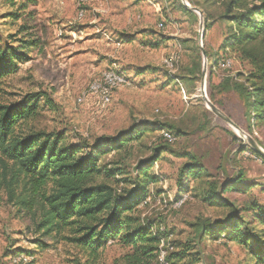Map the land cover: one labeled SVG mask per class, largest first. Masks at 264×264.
<instances>
[{
	"label": "rangeland",
	"instance_id": "rangeland-1",
	"mask_svg": "<svg viewBox=\"0 0 264 264\" xmlns=\"http://www.w3.org/2000/svg\"><path fill=\"white\" fill-rule=\"evenodd\" d=\"M25 4L0 0V45L18 48L20 40L36 43L26 50L30 60L4 79L0 98L16 102L27 94H43L32 126L64 133L65 144L83 148L84 153L90 152L86 144L100 137L115 138L134 123H161L182 130L178 136L170 135L171 141L156 131L144 138L148 148L157 143L167 148L150 171L156 181L137 210L160 232L171 233V239L161 243L164 248L174 244L183 250L189 243L198 244L197 224L230 213L198 197L204 178L180 179L183 166L191 161L208 171L210 181L227 183L243 174L242 186L249 187L246 193L232 191L225 197L238 208L252 203L264 208V162L250 151V139L264 151V130L248 129L244 102L233 88L237 79L243 83L252 68L235 52L222 48L225 24L215 23L208 30L204 25L201 40L200 17L185 14L181 0H90L80 10L79 0ZM81 10L84 15L79 18ZM201 47L208 56L205 96ZM198 62L201 72L195 69L196 74L189 75ZM227 62L230 67H222ZM109 69L118 70L127 84L114 90L110 102L103 104L88 91ZM225 82L229 84L223 87ZM205 97L238 130L212 112ZM138 143L128 148L120 165L133 177L138 174L137 165L151 154ZM118 160L110 154L100 164L113 168ZM183 197L186 199L178 206ZM192 240L195 242H189ZM194 248L191 254L198 255L190 262L198 260L195 264H255L249 251L237 243L207 237ZM130 253L113 242L92 260L58 235L43 237L34 220L8 202L4 189L0 191V264H23L13 262L19 256L29 264H128ZM153 264H161L159 255Z\"/></svg>",
	"mask_w": 264,
	"mask_h": 264
},
{
	"label": "trees",
	"instance_id": "trees-1",
	"mask_svg": "<svg viewBox=\"0 0 264 264\" xmlns=\"http://www.w3.org/2000/svg\"><path fill=\"white\" fill-rule=\"evenodd\" d=\"M22 1L35 5L38 0ZM189 4L203 13L207 30L215 23L225 24L222 48L232 50L251 66L243 83L238 79L230 82H235L233 88L244 102L248 129L264 130V0H189ZM180 9L196 18L183 4ZM20 43L18 48L0 45V86L30 60L26 50L36 46L25 40ZM195 69L201 72V62L189 70V75H195ZM43 97L31 93L16 102L0 98V191L4 189L8 202L34 220L36 231L43 237L58 235L92 260L108 244L118 242L131 251L126 256L128 264H153L158 260L161 243L169 241L171 233L160 232L137 210L146 201L150 184L156 181L150 171L167 148L160 143L148 148L144 138L155 131L160 132L162 139L163 133L178 136L182 130L161 123H134L115 138L100 137L93 144H86L90 152L84 153L83 148L68 147L64 133H49L32 126ZM47 103L52 105L51 101ZM136 142L151 154L137 165L138 174L133 177L120 165L129 154L128 148ZM250 151L264 162V157L252 147ZM110 154L120 160L112 163L113 168L102 166L100 159ZM211 177L196 161L183 166L180 172L182 181L204 178L198 197L230 212L223 219L197 224L196 242L200 244L201 239L210 237L237 243L249 251L255 264H264V208L256 203L238 208L225 197L232 191L246 193L249 187L242 186L244 175L240 173L227 183L210 181ZM198 244L189 243L183 250L172 244L166 261L195 264L198 260L190 262V258L198 255L191 254Z\"/></svg>",
	"mask_w": 264,
	"mask_h": 264
},
{
	"label": "built area",
	"instance_id": "built-area-1",
	"mask_svg": "<svg viewBox=\"0 0 264 264\" xmlns=\"http://www.w3.org/2000/svg\"><path fill=\"white\" fill-rule=\"evenodd\" d=\"M90 0H79V10L83 7L85 3H88ZM84 15L83 10L79 12V18H82ZM167 64L170 66V64L167 62ZM173 64L171 65V67ZM222 67L229 68L230 63L227 62L222 65ZM127 84V79L125 76L121 75L118 70L116 69H109L106 72L103 73V75L93 82L90 85L88 93L97 95L100 100L103 102V104H108L111 100L112 94L114 90H118L125 86ZM163 137L167 140H172L170 135L167 133H163ZM186 198L183 197L179 202L178 206L183 204L184 200ZM172 250L171 246H167V248H164V244L161 245V248L159 250V260L161 264H169L166 261V256L168 254V251ZM14 263H23V264H29L27 258L19 256L18 258H15L13 260Z\"/></svg>",
	"mask_w": 264,
	"mask_h": 264
},
{
	"label": "water",
	"instance_id": "water-1",
	"mask_svg": "<svg viewBox=\"0 0 264 264\" xmlns=\"http://www.w3.org/2000/svg\"><path fill=\"white\" fill-rule=\"evenodd\" d=\"M182 1V4L184 6H186L189 10H191L193 13H195L197 16L200 17V34H201V40H202V33L204 32V15L203 13L198 9V8H195V7H191V5L185 1V0H181ZM202 48V55L205 59V63H204V70H203V80H202V92L205 96V73H206V62H207V56H206V52L205 50ZM204 101L207 103L208 107L212 110V112H214L217 116H219L220 118H222L223 120H225V122L227 124H229L231 127L235 128L236 130H238V128L235 126V124L228 118H226L225 116H223L216 108L215 106H213L211 104V102L207 99V97H205ZM250 144H251V147L257 152L259 153L260 155H262L264 157V151L263 149H261L255 142H253V140L250 139Z\"/></svg>",
	"mask_w": 264,
	"mask_h": 264
}]
</instances>
